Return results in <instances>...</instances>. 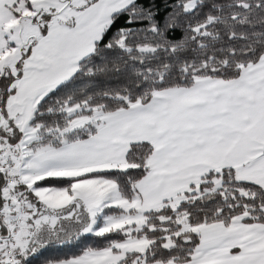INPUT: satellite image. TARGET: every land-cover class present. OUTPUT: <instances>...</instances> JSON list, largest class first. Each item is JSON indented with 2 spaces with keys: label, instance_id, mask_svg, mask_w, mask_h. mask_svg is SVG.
<instances>
[{
  "label": "snow or ice",
  "instance_id": "snow-or-ice-1",
  "mask_svg": "<svg viewBox=\"0 0 264 264\" xmlns=\"http://www.w3.org/2000/svg\"><path fill=\"white\" fill-rule=\"evenodd\" d=\"M0 264H264V0H0Z\"/></svg>",
  "mask_w": 264,
  "mask_h": 264
}]
</instances>
